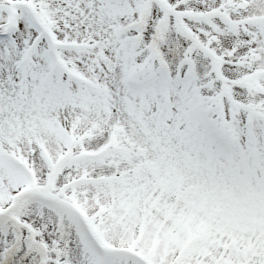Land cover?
<instances>
[{
    "label": "snow or ice",
    "instance_id": "6c2138e0",
    "mask_svg": "<svg viewBox=\"0 0 264 264\" xmlns=\"http://www.w3.org/2000/svg\"><path fill=\"white\" fill-rule=\"evenodd\" d=\"M0 264H264V0H0Z\"/></svg>",
    "mask_w": 264,
    "mask_h": 264
}]
</instances>
